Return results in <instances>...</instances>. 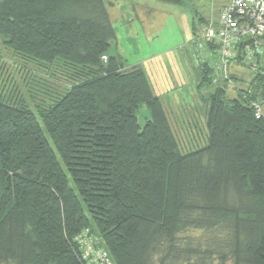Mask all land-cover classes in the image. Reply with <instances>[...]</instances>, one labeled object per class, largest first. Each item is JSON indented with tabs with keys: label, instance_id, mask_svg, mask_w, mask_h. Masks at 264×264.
<instances>
[{
	"label": "trees",
	"instance_id": "16d2710c",
	"mask_svg": "<svg viewBox=\"0 0 264 264\" xmlns=\"http://www.w3.org/2000/svg\"><path fill=\"white\" fill-rule=\"evenodd\" d=\"M114 37L103 0H0V43L55 81L34 109L0 95V263L86 264L96 239L113 264H264V35L249 61L237 45L245 82L190 43L213 88L207 143L186 153L144 70L107 55Z\"/></svg>",
	"mask_w": 264,
	"mask_h": 264
},
{
	"label": "rangeland",
	"instance_id": "374dc122",
	"mask_svg": "<svg viewBox=\"0 0 264 264\" xmlns=\"http://www.w3.org/2000/svg\"><path fill=\"white\" fill-rule=\"evenodd\" d=\"M103 1L115 28V37L110 41L107 55L118 56L126 67L138 65L144 70L152 92L159 96L164 104L176 136L177 149L181 153L204 146L208 136L205 122L207 100L205 96H198L203 90L213 87L208 85L199 88L196 65L190 64V61L195 62L194 55L187 49L192 43L193 49H199V57L205 58L203 51L209 49L208 42L198 40L194 33L200 32L202 24L209 26L211 21L216 19L223 0H182L180 3L163 0ZM197 41L202 42L200 46L194 43ZM211 54L216 55V52ZM217 54L220 55V52ZM249 60L251 58L244 57V62ZM37 64L34 60L16 55L0 43V95L14 100L18 94L22 102L32 109L45 97L49 99L41 92L45 87L44 83H47L46 88H49L55 85V81L45 76ZM229 71L237 74L239 72L241 81L244 82L249 81L252 74L242 63L232 62L230 67L222 72V76L229 75ZM67 80L71 81L63 77L64 87L68 85ZM234 84L240 85L236 82ZM199 90L201 93L198 94ZM56 94L52 93V98H55ZM230 94H234L232 89ZM262 98L264 100V95ZM258 105V111L264 113V105ZM136 115L141 125L150 116L145 105L139 107ZM44 133L49 139L45 130ZM50 144L53 147L51 141ZM69 183L73 187L70 178ZM76 194L86 210L80 195L78 192ZM214 261V264H220ZM223 264L232 262L227 260Z\"/></svg>",
	"mask_w": 264,
	"mask_h": 264
},
{
	"label": "built area",
	"instance_id": "2783aa9c",
	"mask_svg": "<svg viewBox=\"0 0 264 264\" xmlns=\"http://www.w3.org/2000/svg\"><path fill=\"white\" fill-rule=\"evenodd\" d=\"M263 35L264 0H223L216 19L211 21L209 26L202 24L197 39L206 40L214 45L216 71L222 73L236 57L240 41H245L241 49L244 57L251 58L255 54H261ZM217 52H220V55ZM258 104L254 105V116L257 119H264V113L258 111L260 109ZM82 245L84 247L82 258L86 264H113L107 251L96 239L92 241L83 239Z\"/></svg>",
	"mask_w": 264,
	"mask_h": 264
},
{
	"label": "water",
	"instance_id": "95a60500",
	"mask_svg": "<svg viewBox=\"0 0 264 264\" xmlns=\"http://www.w3.org/2000/svg\"><path fill=\"white\" fill-rule=\"evenodd\" d=\"M155 264H159V263H155Z\"/></svg>",
	"mask_w": 264,
	"mask_h": 264
}]
</instances>
